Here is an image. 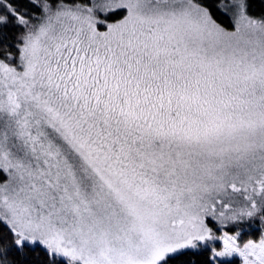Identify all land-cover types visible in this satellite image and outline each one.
Masks as SVG:
<instances>
[{"label":"snow or ice","instance_id":"1","mask_svg":"<svg viewBox=\"0 0 264 264\" xmlns=\"http://www.w3.org/2000/svg\"><path fill=\"white\" fill-rule=\"evenodd\" d=\"M0 264H264V0H0Z\"/></svg>","mask_w":264,"mask_h":264}]
</instances>
